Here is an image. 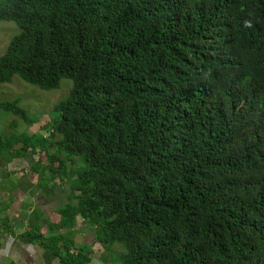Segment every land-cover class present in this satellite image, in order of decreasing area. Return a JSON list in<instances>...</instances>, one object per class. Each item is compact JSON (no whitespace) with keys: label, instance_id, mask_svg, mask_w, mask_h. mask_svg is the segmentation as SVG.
<instances>
[{"label":"trees","instance_id":"1","mask_svg":"<svg viewBox=\"0 0 264 264\" xmlns=\"http://www.w3.org/2000/svg\"><path fill=\"white\" fill-rule=\"evenodd\" d=\"M5 21L0 86L72 82L49 138L0 135V160L71 183L56 229L80 215L122 264H264V0H0ZM19 102L0 109L30 125Z\"/></svg>","mask_w":264,"mask_h":264},{"label":"crops","instance_id":"2","mask_svg":"<svg viewBox=\"0 0 264 264\" xmlns=\"http://www.w3.org/2000/svg\"><path fill=\"white\" fill-rule=\"evenodd\" d=\"M29 155L30 159L26 160ZM38 158L30 152L24 158L0 161L4 167V172L0 173V264H66L62 257L33 240L29 234L37 229L45 238L63 235L72 246L71 254L89 250V264H109L104 253L115 250V245L105 249L98 244L94 227L80 215L74 227L56 229L63 219L60 211L68 203L67 191L60 185L44 183L49 172L43 168L49 162L45 156ZM37 161L41 162V168L38 164L35 166ZM15 164L22 169H14ZM51 205L53 209L49 211ZM63 245V241L59 242L61 249Z\"/></svg>","mask_w":264,"mask_h":264},{"label":"rangeland","instance_id":"3","mask_svg":"<svg viewBox=\"0 0 264 264\" xmlns=\"http://www.w3.org/2000/svg\"><path fill=\"white\" fill-rule=\"evenodd\" d=\"M18 33L19 28L14 23L6 21L0 22V57L7 50L8 45L14 35ZM71 83L72 82L70 80L63 79L59 89L43 91L23 81L19 77H15L11 83L1 85L0 103L18 99L20 101L19 105L27 111L31 120V124H25L17 115L0 109V135L9 136L13 133H21L24 131L30 135L42 133L49 138V133L47 131L44 132L42 127L50 120L54 119L57 115L54 111V106L68 95L69 90L71 89ZM14 124L16 125L14 126ZM30 156L31 155H29V158L26 160H29ZM17 165L18 164H15L13 166L14 169L19 168L18 171L21 170V166ZM68 168L71 169L74 168V166L69 162ZM1 172H4V167H2L0 164V173ZM61 180L65 182L66 191L69 192L72 186H70L71 183L67 182L66 184L65 178H57L53 181L60 183ZM22 182L23 180H21L19 184L21 185ZM44 183L50 184L51 179L45 178ZM50 187L52 186L50 185ZM54 187H58V185H54ZM61 206L62 204L60 207ZM52 209L53 206H49L48 210L51 211ZM115 250L105 251L104 256L108 259L109 264H122L119 256L124 252V248L121 244H116Z\"/></svg>","mask_w":264,"mask_h":264}]
</instances>
